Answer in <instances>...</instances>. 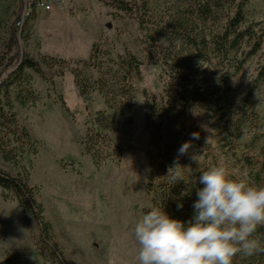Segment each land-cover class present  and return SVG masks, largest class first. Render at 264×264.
Listing matches in <instances>:
<instances>
[{
  "label": "rangeland",
  "instance_id": "obj_1",
  "mask_svg": "<svg viewBox=\"0 0 264 264\" xmlns=\"http://www.w3.org/2000/svg\"><path fill=\"white\" fill-rule=\"evenodd\" d=\"M121 1L137 5L140 14L154 27L170 31L178 18L195 26L190 11L194 0ZM230 12V6L224 5L215 12L213 22L199 28L208 35L216 34ZM243 12L245 21L240 30L251 26L263 36L260 51L249 59L229 87L221 82V77L232 74L233 66L249 50L248 39L227 60L213 57L212 64L203 65L214 78L213 83L222 89L220 99L190 105L187 123L195 124L210 144L208 150L201 146L197 149L201 163L223 165L230 178L264 186V81L254 88L264 64V0H247ZM27 16L24 0H0V62L3 56L5 60L11 57L5 54L11 33L16 30L19 36L18 18L23 23ZM30 25L29 42L19 36L16 51L38 61L43 75L26 69L11 89L10 102L31 140L11 143L16 157L6 161L0 154V169L23 179L35 190L46 221L49 209L57 243V230H61L72 248L80 244L86 250L85 261L91 263L96 258L108 264H138L135 224L160 204L159 191L146 190L161 151L152 144L143 92L162 93L170 81V71L150 63L137 17L108 7L105 0H68L61 11L35 10ZM170 37L160 41L171 45V52L184 57L187 65L202 64L196 58L187 60L180 43ZM94 45H99L106 55L105 68L125 53L141 61V80L132 81L133 120L114 102L109 109L97 91L80 95L74 71L84 70L83 77L88 81L90 71L84 65L90 61ZM0 100L3 105V93ZM103 111H108L113 120L112 128L103 131L124 153L119 164L107 163L98 168L84 152L82 142L96 114ZM9 196L4 200L0 189L1 261L53 264L37 250L41 232L37 222L26 217L12 193ZM91 244L97 246L96 253ZM59 246L66 258L65 248Z\"/></svg>",
  "mask_w": 264,
  "mask_h": 264
},
{
  "label": "trees",
  "instance_id": "obj_2",
  "mask_svg": "<svg viewBox=\"0 0 264 264\" xmlns=\"http://www.w3.org/2000/svg\"><path fill=\"white\" fill-rule=\"evenodd\" d=\"M247 0L236 3L235 0H194L191 11L194 27L183 18L172 22L170 31L162 27H154L140 14L137 5H131L121 0H105L108 7L134 15L138 19L139 29L143 34V44L151 64L166 69L170 73V81L164 86L162 93L152 94L143 92L146 111L147 127L151 134L152 144L160 148L157 163L153 166L152 178L146 185L148 192L159 191L160 204L172 218L188 222L194 214L193 204L198 199L196 192L203 185L199 183L202 171L208 170L205 162L198 160L197 149L201 146L205 150L210 148L203 133L195 124L188 126V108L192 104H206L218 101L222 89L213 83L203 65L212 64L213 57L219 61L229 58L232 52L238 50L243 42L248 39L249 50L233 66L232 74L221 77V82L226 87L232 84L233 79L243 70L245 64L261 49L263 36L257 35L253 27L240 30L245 21L243 8ZM229 5L231 12L227 15L225 23L214 35L206 34L200 25L214 21L215 12ZM27 18L19 30V36L28 43L31 37V22L35 19V11H29ZM195 18V19H194ZM20 17L18 22L20 23ZM170 33V34H168ZM24 34V36H23ZM18 32L13 30L5 54L11 55L8 60L1 59L0 67V95L3 93L5 103L0 100V154L6 161H13L16 148L10 149L11 143L22 139L31 140L28 131L23 128L10 102L11 89L20 81L26 69L33 70L38 75H43L40 63L27 54L16 51L18 47ZM171 36L176 43H180L186 54L187 60L196 58L202 64L187 65L185 58L171 52V45L163 44L160 40ZM105 53L94 45L90 61L84 65L89 69L88 81H85L84 70L74 71L76 87L82 97L91 92H99L104 96L109 109L114 102L122 113L127 114L130 120L134 117V86L133 79L141 80V61L130 53L119 56L112 65L105 68L103 62ZM183 72H180V70ZM5 76V77H3ZM264 81V64L257 76L258 87ZM112 102V103H111ZM66 108V104H63ZM68 111V110H67ZM113 120L108 111L96 114L92 125L88 126L82 145L84 152L91 156L96 167L101 168L107 163L119 164L124 150L115 145L112 139L104 133L111 129ZM104 130V131H103ZM193 133L198 138H193ZM189 143L190 147L183 155L178 154V149ZM213 167V166H212ZM182 174L183 179H174L176 173ZM0 189L4 200L10 198L9 193L18 200L26 217L33 218L40 227V236L36 247L53 264H70L64 252L53 236L52 225L44 217V208L35 197V190L21 178L12 177L0 169ZM183 207L178 208V205ZM255 238L264 242V226L258 227ZM262 254V255H261ZM245 256L238 254L233 259V264H264V253ZM1 261L0 264H7Z\"/></svg>",
  "mask_w": 264,
  "mask_h": 264
},
{
  "label": "clouds",
  "instance_id": "obj_3",
  "mask_svg": "<svg viewBox=\"0 0 264 264\" xmlns=\"http://www.w3.org/2000/svg\"><path fill=\"white\" fill-rule=\"evenodd\" d=\"M189 147L183 144L178 154ZM173 178L183 176L177 172ZM199 183L203 187L197 189L188 222L157 206L136 222L138 264H233L238 254L264 253V244L255 238L258 227L264 226V186L230 178L223 165L202 171Z\"/></svg>",
  "mask_w": 264,
  "mask_h": 264
},
{
  "label": "crops",
  "instance_id": "obj_4",
  "mask_svg": "<svg viewBox=\"0 0 264 264\" xmlns=\"http://www.w3.org/2000/svg\"><path fill=\"white\" fill-rule=\"evenodd\" d=\"M48 202L50 203V201H48ZM47 218L50 221L51 217L49 214V209L47 212ZM57 233H58V234H56L57 235V241L62 247L65 248L64 251L66 254V258L70 262V264H108V263H102L96 258L91 263L89 261H85L86 250L83 249L80 244L77 246H74L75 248H72L68 244V242L65 240L66 236L63 234V231L57 230ZM96 247H97L96 245L91 244V250L93 253H96L98 251Z\"/></svg>",
  "mask_w": 264,
  "mask_h": 264
},
{
  "label": "built area",
  "instance_id": "obj_5",
  "mask_svg": "<svg viewBox=\"0 0 264 264\" xmlns=\"http://www.w3.org/2000/svg\"><path fill=\"white\" fill-rule=\"evenodd\" d=\"M68 0H24L25 9L27 10V14L29 11H44V12H52L54 10H64L67 5ZM20 25V29L23 23H18Z\"/></svg>",
  "mask_w": 264,
  "mask_h": 264
}]
</instances>
